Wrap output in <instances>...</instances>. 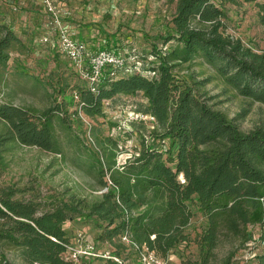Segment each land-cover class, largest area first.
Segmentation results:
<instances>
[{
  "label": "trees",
  "instance_id": "obj_1",
  "mask_svg": "<svg viewBox=\"0 0 264 264\" xmlns=\"http://www.w3.org/2000/svg\"><path fill=\"white\" fill-rule=\"evenodd\" d=\"M173 1V17L166 31L155 36L150 56L143 58L137 51L123 55L105 47L125 56L126 65L105 69L96 91L73 65L65 83L54 88L63 95L61 101L55 99L56 105L39 111L0 103V164L6 148L17 142L64 153L55 121L67 130H72L73 117L83 124L79 110L70 109L77 103L86 115L96 118L107 116V108L125 107L130 98L141 96L143 102L135 101L136 109L156 118L149 130L145 122H136L142 130L141 145L122 164L112 136L97 132L91 147L78 138L89 150L91 165L105 189L98 198L75 193L66 198L67 191L54 195L52 208L40 212L37 201L18 197L25 188L0 187V242L21 248L31 264H75L66 258L73 241L67 228L78 219L99 224L102 232L96 241L113 255L128 258L145 246L167 259L176 247L192 240L187 227L198 209L207 218L195 240L200 264H209L216 256L223 228L250 240L253 232L246 227L264 226V126L243 131L203 98L199 90L209 78L198 80L196 72L181 78L177 70L186 64L190 69L202 58L201 63L210 64L215 77L236 93L264 103V52L227 31L228 22L233 21L230 4L259 0ZM9 3L13 2L0 5V68L8 64L15 46L22 44L3 20ZM258 5L264 11V0ZM81 40L90 49H101L100 35ZM66 139L72 142L71 137ZM124 235L137 249H130L122 240ZM259 239L264 241V227ZM2 249L0 245V264H9ZM260 258L262 264L264 254ZM105 262L119 264L113 259ZM225 264H230V257Z\"/></svg>",
  "mask_w": 264,
  "mask_h": 264
},
{
  "label": "rangeland",
  "instance_id": "obj_2",
  "mask_svg": "<svg viewBox=\"0 0 264 264\" xmlns=\"http://www.w3.org/2000/svg\"><path fill=\"white\" fill-rule=\"evenodd\" d=\"M6 1L8 2L0 0V5L3 6ZM262 1L230 4L233 21L228 22L227 29L229 33L241 37L246 44L260 52H264V11L258 5ZM11 2L13 3L5 8L3 20L21 38L22 44L15 46L8 64L0 68V103L34 107L42 111L56 105L57 98L59 101L63 99V95L56 93L54 88L65 83V77L70 75L74 66L53 42L51 16L45 8L44 0ZM54 2L61 8L66 21L69 17L72 18L69 20L73 22H67L73 29L81 27L87 37L93 31L100 33L102 49H115L123 55L137 51L143 58L151 55L155 36L166 31L176 6L173 0H69L74 6L71 12L67 0ZM46 37L49 39L46 40ZM115 43L117 46H114ZM201 59L195 60L198 63L190 69L188 64L182 68L177 67L181 78L188 76L189 72H196L198 80L209 78L199 90L203 98H207L213 108L234 119L243 131L264 126V103L236 93L218 79L219 76L215 77V69L208 63L202 64ZM50 81H53V86ZM135 98H130L129 102L123 104L125 107L107 108V116L96 118L86 115L80 107L81 104L72 105L71 111L78 109L84 121L82 124L74 117L71 118L72 130H67L55 121L64 153L45 151L36 145L18 142L9 145L3 153L5 160L0 164V187L13 184L25 188L26 191L19 193L18 197L37 201L40 212L52 208L53 197L59 193L64 192L66 195L68 191L66 198L70 193L91 199L100 197L105 189L99 183L97 173L91 165L93 162L89 150L82 147L78 138L84 139L86 146L91 147L94 146L92 140L96 141L94 135L97 132L104 137L112 136L118 142L120 164L135 156L142 141L141 126L137 124L139 121L124 119L125 126L121 128L111 124L119 123L127 115L123 109L138 110V106L134 104L143 101L141 96ZM145 124L148 130L153 128L149 121ZM93 126H96L95 130ZM144 132L147 134L146 130ZM70 137L72 142L66 139ZM195 211L192 223L187 227L192 240L176 247L167 258L168 264H200L201 257L195 240L203 233L207 218L198 209ZM1 222L0 220V225ZM90 226L98 230V235L102 232V228L93 219L87 222L84 219L74 220L68 226L67 232L74 239L80 230L87 234L84 228ZM262 227L264 226L261 224L246 227L253 232V239L250 240L243 239L242 235H233L223 228L221 240L214 250L216 256L211 258L209 264H225L228 257L230 264H261L263 260L260 256L264 254V241L259 239ZM0 245L9 264H31L23 258L21 248L6 244L5 241H1ZM105 263L101 260V264Z\"/></svg>",
  "mask_w": 264,
  "mask_h": 264
},
{
  "label": "built area",
  "instance_id": "obj_3",
  "mask_svg": "<svg viewBox=\"0 0 264 264\" xmlns=\"http://www.w3.org/2000/svg\"><path fill=\"white\" fill-rule=\"evenodd\" d=\"M44 4L51 16L53 42L58 46L60 52L73 63L80 76L89 82L93 91L98 89L97 86L103 78L105 69L109 66L116 69L125 67L127 60L125 56L118 55L113 50L106 48L90 49L85 41L79 39L76 31L64 19L61 8L54 0H44ZM48 39L46 37V40ZM75 97L79 98V95L75 93ZM123 111H126L127 115L120 120L118 128L125 126L126 121L145 123L149 121L153 127L155 126L156 118L151 113L140 110L133 111L132 109H123ZM122 240L129 245L130 249H137L138 246L130 239L129 235H124ZM112 253L110 249L101 247L96 240L90 239L84 231L80 230L76 238L68 245L66 258L76 263L91 257L113 259L119 264L131 263L128 258H120ZM136 255V264H168L166 258L161 257L154 250H149L145 246L141 250L138 249Z\"/></svg>",
  "mask_w": 264,
  "mask_h": 264
},
{
  "label": "crops",
  "instance_id": "obj_4",
  "mask_svg": "<svg viewBox=\"0 0 264 264\" xmlns=\"http://www.w3.org/2000/svg\"><path fill=\"white\" fill-rule=\"evenodd\" d=\"M9 1H11V0H9ZM18 1H20V0H18ZM63 3V2H62ZM66 4V3H65ZM67 4H68V6H69V10L71 11V12H73V7L74 6H72L71 4H70V2H69V0H67ZM69 19H72L71 17L70 18H68V20L67 21H69V22H73V20L72 21H70ZM75 23V22H74ZM71 25H73V24H71ZM75 27V26H74ZM74 29H76V31H77V33L78 34H80L79 35V37H80V39L82 38H84V39H87V38H89V37H91V39H92V37H97V36H99L98 34H100V33H94V31L92 32V34L91 35H89L88 37H87V35H86V32H84L82 29H81V27L79 28V27H75ZM85 229V231H87V235H88V237L90 238V239H94V240H97V237L99 236L98 235V230L97 229H95L94 227H88V228H84ZM128 259H129V261L131 262L130 264H136V262H137V255H132V256H129L128 257ZM101 260H104L105 261V259H103V258H101V257H91V258H85V259H83L81 262H79L80 264H101Z\"/></svg>",
  "mask_w": 264,
  "mask_h": 264
}]
</instances>
